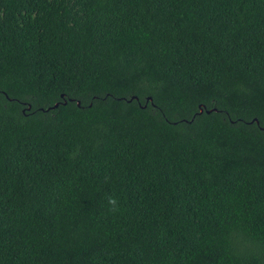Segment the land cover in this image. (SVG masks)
<instances>
[{"label":"trees","instance_id":"1","mask_svg":"<svg viewBox=\"0 0 264 264\" xmlns=\"http://www.w3.org/2000/svg\"><path fill=\"white\" fill-rule=\"evenodd\" d=\"M0 264H264V0H0Z\"/></svg>","mask_w":264,"mask_h":264},{"label":"clouds","instance_id":"2","mask_svg":"<svg viewBox=\"0 0 264 264\" xmlns=\"http://www.w3.org/2000/svg\"><path fill=\"white\" fill-rule=\"evenodd\" d=\"M117 203L118 202L114 197H109L108 198L109 210L113 212L117 211L118 210Z\"/></svg>","mask_w":264,"mask_h":264},{"label":"water","instance_id":"3","mask_svg":"<svg viewBox=\"0 0 264 264\" xmlns=\"http://www.w3.org/2000/svg\"><path fill=\"white\" fill-rule=\"evenodd\" d=\"M146 101H150V99L148 98ZM56 107H57V104L53 105V107H51L50 109H54ZM201 112H202V110H199V113H201ZM207 113H209V112H207Z\"/></svg>","mask_w":264,"mask_h":264}]
</instances>
